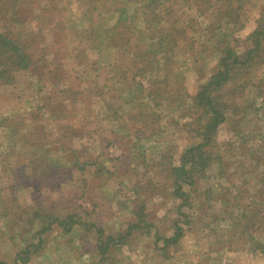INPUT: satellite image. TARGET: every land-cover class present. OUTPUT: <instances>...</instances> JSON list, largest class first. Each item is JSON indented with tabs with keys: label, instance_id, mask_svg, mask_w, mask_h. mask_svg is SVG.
Returning <instances> with one entry per match:
<instances>
[{
	"label": "rangeland",
	"instance_id": "rangeland-1",
	"mask_svg": "<svg viewBox=\"0 0 264 264\" xmlns=\"http://www.w3.org/2000/svg\"><path fill=\"white\" fill-rule=\"evenodd\" d=\"M129 1L121 11L123 18L127 17L126 25L132 24L134 28L124 34V27L119 25L120 40L107 41V44L103 41L102 51L90 48L87 29L98 27L97 32L101 34L100 18L106 13L103 4L117 5V0H27L14 7L20 19L18 24L10 15L0 14V28L11 25L30 45L34 59L28 69L14 73L13 83L0 85V260L16 264L15 255L26 241L36 238L39 221L32 227L30 224L24 229L21 227L23 216L36 210L31 193L40 189L42 200L52 204L58 214L74 212L81 216L83 223L95 222L102 226L105 235H99L95 227H84L83 223L75 225L70 232L55 226L45 235L44 248L32 252L29 262L22 264H264V250L260 251L259 244L246 239L256 234L263 246L264 226L255 233L251 223L248 234L242 236L249 215L257 213L260 224L264 223V153L261 151L264 141L259 149V171L263 172H258L260 179L254 181L261 193L254 201L249 197L238 201L240 189L248 187L251 174L235 173L236 163L228 166L225 175L218 177L216 172H203L198 176L190 188L200 200L191 197L192 203L186 205L182 199L172 196L173 177L168 176L169 172L152 165L153 160L165 154H174L178 159L189 144L188 134L178 123L186 121L184 114L191 106L190 99L217 71L220 57V51L206 50V44H199L204 41L199 32L211 34L213 31V34L219 21L214 18L211 22L192 3L168 1V8L173 12L168 16L169 21L186 18L189 24L191 22L187 31L173 35V42H177L173 47L150 37L148 40L143 36L144 41H138L136 37L139 30L144 29L150 13L145 1ZM262 9L264 0H249L243 12L245 25L235 31L234 36L244 40L251 34ZM93 11L94 19L91 18L93 13L89 14ZM222 21V27H227L224 30L229 35L227 39L236 44L230 30L234 23L227 16ZM79 49L86 50L89 62L78 57ZM126 67L135 68L131 74L138 67L142 68L146 75V78L140 77L143 85L150 84V80L166 84L167 96L158 107L148 92L139 93L136 87L117 76V69ZM109 77H114L112 84H106ZM87 85L92 86L91 89L85 88ZM76 92L80 94L74 98ZM251 97L252 90L248 89L246 99ZM108 102L116 109L122 105L119 108L121 120L101 108ZM143 109L161 114L160 131L151 132L147 140L136 141L131 134L137 132L143 119L148 117L136 113ZM261 116L264 118L263 114ZM230 127L225 124L219 129L216 137L219 144L231 138ZM257 128L264 131V119ZM251 129L249 122L244 123V131ZM257 133L264 139V132ZM51 143L54 144L49 157L67 166L73 167L76 156L82 155V160L97 157L88 160V170L80 177L86 179L88 187L80 189L67 182L59 185V191L47 195L44 193L51 188L45 189V184L37 188L31 181H23L26 186L19 185L12 169L24 170L19 173L28 171L26 165L33 159L32 152L35 149L42 152L41 147ZM132 147L146 155L149 165L131 163ZM256 150L257 147L250 150L253 152L246 159L248 163H255ZM177 161L173 163L178 164ZM101 162L106 163V169L100 167ZM151 168H154L153 174H148ZM250 169L248 171L252 172ZM229 183L234 187L227 193L223 185ZM135 187L139 192L135 193ZM209 187L215 188L212 196L206 191ZM141 210L153 223L150 230L132 229L130 246L109 249L104 257L112 256L113 261L98 263L103 257L98 248L99 240L110 234L127 233ZM79 216L76 217L79 219ZM177 224L184 227L185 236L179 245L164 254L163 238L171 236ZM154 233H158L159 240ZM26 234L28 240L25 241Z\"/></svg>",
	"mask_w": 264,
	"mask_h": 264
},
{
	"label": "trees",
	"instance_id": "trees-1",
	"mask_svg": "<svg viewBox=\"0 0 264 264\" xmlns=\"http://www.w3.org/2000/svg\"><path fill=\"white\" fill-rule=\"evenodd\" d=\"M93 1L94 0H89V2ZM117 1L118 4H113L114 7L113 5L107 7V3L103 4V10H105L106 13L102 18H100V24H102L103 27L101 34L97 32L98 27L92 26L87 29L90 33L87 35L89 36L91 49L102 51L101 43L103 41H106L107 44V41L116 42L120 40L119 31L117 30L119 25L124 27V34H127L130 29L134 28L132 24L128 26L126 25L127 21H125V18L127 17L123 18V12L121 11L122 8L126 9L125 6L130 1ZM134 1H145L147 12L150 13V16L146 18L148 20L145 22L146 24L144 29L139 30V34L136 37L138 41L143 40L144 37H147L149 40L150 37L152 39H157L158 43H163L165 41L173 47L177 43L173 42V35L175 33L183 34L187 31L186 28L191 24V22L189 24L188 21H186V18L184 20L181 18H172V21L174 20L173 23L169 21L170 17L168 16H172L173 12H171L172 10L168 8V5H170L167 3L168 1H172L173 3H192L196 5L198 7V11H200L202 15H206L211 22L214 18L219 21V25L216 30H214L216 35L214 33L212 34L213 31L211 32L212 35L203 30L199 32V36L204 38V41L199 44H206V50L214 49L216 52L220 51V57L217 71L211 74L208 80L199 86L198 91L194 94L192 99H190L191 106L184 114L185 117H187L186 121L178 123L181 124L180 128L188 134L189 144L180 153L178 159H175L174 154H165L162 155V157L157 158V160L155 159L152 161V165L154 164L153 167L161 166L169 172L168 176L173 177L171 186H174V190L172 192V196L174 198L176 197L182 199L184 202L183 205H186L189 202L192 203L193 198L191 197L199 199L198 195H194L192 188H190L196 182V178L198 176H201L203 172L210 174H215L212 172H216V176L218 177L220 174L225 175L228 166L236 163L234 167L235 173H249V176L251 174V181H248V187L241 189L237 187L240 189L238 201L241 202V197L253 198L254 201V198L258 197L259 193H261L258 191L257 183L254 181L258 182L257 178L260 179V173L263 172L259 171V165H261L259 149L261 148L264 139H260L261 133L258 134L257 131L262 133L264 131L259 130L257 128V124L261 123V120L264 119L261 116L262 114L264 116V9L261 10V14L257 19L258 24L256 28L244 40H240L238 37L234 36V32L245 25L243 12H245L246 4L249 3V0ZM26 2L27 0H0V14L10 15L13 18V21L18 24L20 19L14 12V7L18 3L25 4ZM106 2H108V0H106ZM89 14H92L91 18L94 19V11ZM225 16L229 17V20L234 23V26H232L230 30L233 38L237 42L236 44H232L227 39L229 35L224 33V30L227 27H222L224 24L222 20H225ZM140 34L141 37L139 36ZM200 37L198 38V41L200 40ZM131 39L132 36L130 40ZM145 42L148 41L146 40ZM86 53L85 49H79L78 57L83 60H87L86 58H88V55ZM33 61V53L30 45L15 32L11 25L0 28V85L13 83L14 73L19 70L28 69ZM87 61L89 62V60ZM133 69L128 67L117 69L116 74L125 80L126 84L130 83L133 87H136V89L139 90V93L140 91L148 92L154 105L158 107L162 100L167 96L166 84L164 83L163 86V82L160 84L159 82L149 79L150 84L143 85V81H140V77L146 78V75L142 73V68L138 67V70L131 74L130 72ZM113 78L114 77H109L106 79V84H112L114 81ZM94 81L95 80L93 79L92 82ZM91 87L92 86L87 85L85 88L91 89ZM248 89L252 90L251 99H246ZM78 94L80 93L76 92V96L74 98H76ZM187 96L189 97V95ZM259 98H262L261 102L258 101ZM104 106L105 107L102 106L101 108L104 109L107 114L110 111V113H113L115 119L118 118L121 120L119 108H122V105L117 107L118 110L112 102H108ZM136 113L148 116L146 119H143V125L138 127V131L131 134V136L134 135L133 138H135L136 141H139V139L141 140L142 138L143 140H147L151 132L157 133L160 131L158 122L160 121L161 114L157 111L150 112L147 109L140 110L139 112L137 111ZM246 122H249L252 128L248 132L243 130V125ZM225 124L228 127L231 126V138L228 141H224L219 144L216 137L219 129ZM52 144L54 143L42 146L41 148L44 149L42 152L39 151V149H35L32 152L33 159L28 160L27 165L25 164L28 171L19 173L24 170L19 171V168L16 167L12 169L14 175L18 178L17 180L19 181V185L24 186L25 183L23 181H31L35 187L39 185L44 186L45 184V189L49 187L51 188L48 193H44L47 195H51L53 191H59V185L63 183L65 185L67 182L76 184L80 189L88 187L89 183L85 181L86 179H80V177H82V174L88 170V164H90L88 160L93 158L96 159L97 157L82 160V155L81 157L76 156L74 159L75 163L72 165L73 167L67 166L59 163V161L52 160L49 157V153L52 152ZM255 147H257L255 156L257 157L258 155V157L254 160L255 163H248L246 159H249L252 156L250 153L253 151L250 150H253ZM261 151L264 153L263 149H261ZM130 152V156L132 158H130V156H124V158H130L132 160L131 163H135V166L140 163H146L149 165L146 155L137 153L136 148L132 147ZM174 160H178L177 162L179 163H173ZM102 166L103 169H106L105 162L100 163V167ZM134 167H132V169ZM247 167L248 169L252 168V170H250L253 173L249 172ZM152 170H154V168H151V173L148 174H153ZM146 172H148V170ZM223 187L225 188V191L229 193L233 190L234 184H224ZM135 188H137L135 193L139 192L140 189L138 187ZM84 190L85 189L81 191ZM39 191L40 189H38L36 193H31V197L36 202V210L27 216H23L21 227V229H24L29 226V224L30 227H32L35 222L39 221L36 224L38 226V229L35 231L36 238L32 241H26L28 240V236L27 234L25 235V246L21 248V251L15 255L14 258V262H16V264L29 262L31 258L29 255L33 254L32 252H39L42 250L46 242L45 235L50 232L53 227H63L65 231L70 232L75 225L83 223V221L80 220L81 216L75 215L74 212L58 214L55 207H52V204H47L45 200H42ZM206 191L212 196L213 192H215V188L210 189L209 187ZM194 193H197V190H194ZM247 193H251L253 195L248 196ZM137 195L139 196V194ZM197 202L201 203V201L198 200ZM199 203L194 204L198 205ZM256 214L257 213H253L252 215H249L250 220L246 223L242 236H246L248 234V230L252 225L255 226L251 227L254 228L255 233L260 231V229L264 226V223L260 224L261 220L257 219L258 216H256ZM136 215L137 219L136 221H133V224L129 225V231H127V233L118 235L110 234L107 235L104 240H99L101 242L98 245V248L102 250L101 252L103 257L98 263H109L113 261L110 260L112 256L104 257V254H106L109 249H116L117 247L124 246L126 244L130 246L129 239L133 233L132 229H136L137 232L139 230H141V232H145V229L147 231L150 230L153 223H151L148 218H145L142 210L137 212ZM76 216H79V219ZM251 223L252 225H250ZM83 226L86 228L95 227L99 235H105V230L102 226H98L95 222H86L83 223ZM154 236L156 240L160 239L158 233H154ZM184 236V227L177 224L175 226L174 233L169 237L163 238L164 247L161 250H163L164 254H166V251L169 250V248L179 245ZM262 236L263 234H261V237ZM257 237L258 235L256 234L250 236L248 235L246 239L259 244L261 247L259 250L263 251L264 245H261L262 243L257 239ZM241 239L244 238L241 237ZM25 255H28L29 257ZM0 264L9 263L8 261L0 260Z\"/></svg>",
	"mask_w": 264,
	"mask_h": 264
}]
</instances>
